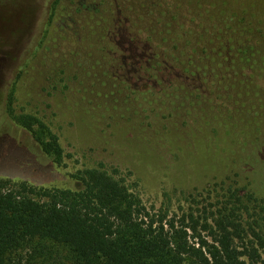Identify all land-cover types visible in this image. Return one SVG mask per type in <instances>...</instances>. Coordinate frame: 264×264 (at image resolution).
<instances>
[{
  "label": "trees",
  "instance_id": "obj_1",
  "mask_svg": "<svg viewBox=\"0 0 264 264\" xmlns=\"http://www.w3.org/2000/svg\"><path fill=\"white\" fill-rule=\"evenodd\" d=\"M63 1L52 2L47 26L61 15ZM116 1L126 28L141 32L151 50L165 51L154 56L157 63L170 54L189 72L188 86L168 73L164 91L132 77L126 118L131 130L141 139L163 130L170 146L221 148L235 175L246 172L253 190L222 181L215 185L224 184L222 198L213 197L211 188L212 201L202 204L201 193L190 192L188 208L169 217L167 211L149 212L119 169L104 162L74 173L77 188L0 177V264H264V198L254 189L253 173L264 163V0ZM95 12L94 32L101 22ZM8 28L2 25L0 36ZM30 34L12 45L11 58L23 44L25 54L34 53ZM125 61L133 74V60ZM4 74L0 67L1 79ZM18 80L9 87L10 102ZM17 120L45 154L64 165L60 138L42 119L21 114ZM252 208L263 213L260 220L249 221Z\"/></svg>",
  "mask_w": 264,
  "mask_h": 264
},
{
  "label": "rangeland",
  "instance_id": "obj_2",
  "mask_svg": "<svg viewBox=\"0 0 264 264\" xmlns=\"http://www.w3.org/2000/svg\"><path fill=\"white\" fill-rule=\"evenodd\" d=\"M53 1L32 0L30 5L28 0H0V27L9 25L0 36V67L5 70L3 80L0 78V177L38 186L77 188L74 173L104 162L119 169L149 212L167 211L169 217L188 208L190 192H200L202 204L212 201L211 188L215 191L211 193L213 197L222 198L219 195L224 184L215 186L222 181L225 186L234 183L252 189L247 185L246 172L235 175L237 169L228 165L221 148L209 146L201 151L190 146H170L163 130L159 135L145 133L144 138L150 139H141L131 130L126 120L131 112L132 100L127 98L131 78H146L144 86L164 91L170 80L168 73L188 86L189 72L170 54L157 63L154 56H164L165 51L151 50L141 32L126 28L116 0L111 4L65 0L61 15L47 26ZM96 9L95 18L101 22L94 32L91 24ZM105 11L111 16L108 24L104 21ZM43 31L45 41L41 43ZM28 34L34 53L25 54L23 44L14 51L17 58H11L12 45ZM73 38L79 39L77 45ZM139 47L142 51L137 50ZM128 50L133 57H129ZM27 55L29 61L22 64L21 59ZM125 58L133 60V74L126 70ZM20 70L23 72L18 77ZM17 78L10 102L8 90ZM21 114L39 117L59 136L66 154L64 165L43 152L18 122ZM167 124L168 120H163L162 126ZM254 169V189L264 198V163ZM259 210L251 209L249 221L260 220L263 213ZM260 254L264 260V247Z\"/></svg>",
  "mask_w": 264,
  "mask_h": 264
}]
</instances>
